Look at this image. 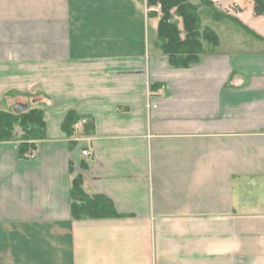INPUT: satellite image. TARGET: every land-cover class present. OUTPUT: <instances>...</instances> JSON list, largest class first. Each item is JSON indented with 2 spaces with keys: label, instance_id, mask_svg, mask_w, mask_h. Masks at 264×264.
<instances>
[{
  "label": "crops",
  "instance_id": "1",
  "mask_svg": "<svg viewBox=\"0 0 264 264\" xmlns=\"http://www.w3.org/2000/svg\"><path fill=\"white\" fill-rule=\"evenodd\" d=\"M213 1L251 31L174 67L147 0H0V107L47 122L0 142V264H264V15ZM77 175L124 216L74 219Z\"/></svg>",
  "mask_w": 264,
  "mask_h": 264
},
{
  "label": "trees",
  "instance_id": "2",
  "mask_svg": "<svg viewBox=\"0 0 264 264\" xmlns=\"http://www.w3.org/2000/svg\"><path fill=\"white\" fill-rule=\"evenodd\" d=\"M253 1L255 13L264 15V0ZM147 6L150 17L157 15L154 7H160L159 46L174 67L190 66L199 61L207 46L215 47L219 43L217 31L209 25H203L204 17H211L216 22L229 19L243 30L251 31L239 18L222 12L212 0H147ZM23 94L31 95L29 92ZM45 105L39 103L19 112L0 109V142L20 141L19 152L24 155L30 148L36 146V141L45 139L47 137ZM79 118L74 110H69L65 114L62 129L68 136L74 134V124ZM16 126L21 128V134L17 133ZM71 215L76 220L124 216L117 211L114 202L105 194L86 193L83 189L82 175H77L72 182Z\"/></svg>",
  "mask_w": 264,
  "mask_h": 264
},
{
  "label": "rangeland",
  "instance_id": "3",
  "mask_svg": "<svg viewBox=\"0 0 264 264\" xmlns=\"http://www.w3.org/2000/svg\"><path fill=\"white\" fill-rule=\"evenodd\" d=\"M213 1V0H212ZM214 2V1H213ZM215 4V3H214ZM217 6V5H216ZM221 8V7H220ZM159 9H160V7H159ZM159 12H161V10L159 11ZM226 13V12H225ZM176 19H178V20H180L178 17H175ZM215 21L214 20H212V18L211 17H204L203 18V21H202V23H203V25H206V24H208L209 26L210 25H217V24H215L214 23ZM223 24H224V27L225 28H233V29H236V30H240L241 32H246L245 30H243L242 28H240L239 26H237L235 23H233L231 20H229V19H223V22H222ZM217 31H218V33H221V30H219V28H217ZM222 35H224L223 34V32H222ZM19 41V40H18ZM17 42V41H16ZM25 92H28V91H25ZM38 92V90H36V92H35V95L36 94H38L37 93ZM16 93H18V94H23L24 93V91H14V92H10V93H7V96H13V95H16ZM30 93V92H29ZM23 95H25V94H23ZM25 96H27V95H25ZM30 98V97H29ZM30 101V103H29V107H34V106H36L37 104L36 103H33L32 102V100H29ZM0 109H10V108H8V107H0Z\"/></svg>",
  "mask_w": 264,
  "mask_h": 264
},
{
  "label": "built area",
  "instance_id": "4",
  "mask_svg": "<svg viewBox=\"0 0 264 264\" xmlns=\"http://www.w3.org/2000/svg\"><path fill=\"white\" fill-rule=\"evenodd\" d=\"M86 122H87V119L86 118H81V119H79L76 122V126H81V125L85 124ZM83 154L84 155H89L90 152L88 150H83ZM25 157L31 158V159L35 157V155L33 154L31 148L25 153Z\"/></svg>",
  "mask_w": 264,
  "mask_h": 264
},
{
  "label": "water",
  "instance_id": "5",
  "mask_svg": "<svg viewBox=\"0 0 264 264\" xmlns=\"http://www.w3.org/2000/svg\"><path fill=\"white\" fill-rule=\"evenodd\" d=\"M27 108V107H26ZM26 108H19V110H17L18 112L19 111H24Z\"/></svg>",
  "mask_w": 264,
  "mask_h": 264
}]
</instances>
